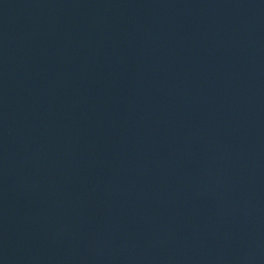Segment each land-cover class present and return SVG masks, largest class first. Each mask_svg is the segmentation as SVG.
Instances as JSON below:
<instances>
[{"label":"water","instance_id":"water-1","mask_svg":"<svg viewBox=\"0 0 264 264\" xmlns=\"http://www.w3.org/2000/svg\"><path fill=\"white\" fill-rule=\"evenodd\" d=\"M0 264H264V0H0Z\"/></svg>","mask_w":264,"mask_h":264}]
</instances>
